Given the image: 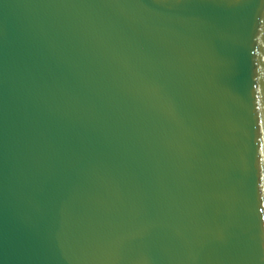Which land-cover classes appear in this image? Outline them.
<instances>
[{
	"label": "water",
	"instance_id": "obj_1",
	"mask_svg": "<svg viewBox=\"0 0 264 264\" xmlns=\"http://www.w3.org/2000/svg\"><path fill=\"white\" fill-rule=\"evenodd\" d=\"M0 264H264V0H0Z\"/></svg>",
	"mask_w": 264,
	"mask_h": 264
}]
</instances>
